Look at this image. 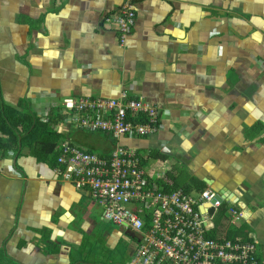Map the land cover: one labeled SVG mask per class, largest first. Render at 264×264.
I'll return each instance as SVG.
<instances>
[{"label":"crops","instance_id":"0c3cea01","mask_svg":"<svg viewBox=\"0 0 264 264\" xmlns=\"http://www.w3.org/2000/svg\"><path fill=\"white\" fill-rule=\"evenodd\" d=\"M123 1L0 0V102L49 114L83 91L148 101L159 112L152 136L100 133L103 140L85 148L77 136L84 130L69 128L61 139L100 156L115 144L166 155L186 183L195 179L236 201L264 263V0H133L134 24L121 46L107 19ZM7 156L0 153L6 257L116 264L112 252L123 242L130 258L128 238L87 191L58 179L26 148Z\"/></svg>","mask_w":264,"mask_h":264},{"label":"built area","instance_id":"2783aa9c","mask_svg":"<svg viewBox=\"0 0 264 264\" xmlns=\"http://www.w3.org/2000/svg\"><path fill=\"white\" fill-rule=\"evenodd\" d=\"M132 1L124 0L107 19L115 24L121 46L135 20ZM35 114L39 121H48V109ZM60 115L62 119L54 126L60 135L74 128L116 138H145L160 129L156 107L124 92L112 99L83 91L76 98L61 100ZM0 137L7 139L6 135ZM56 145L55 176L87 191L101 208L102 217L124 229L132 244L126 264H264L257 255V241L249 235L246 240L212 235L220 215L226 227L246 222L242 209L228 195L211 188L196 196L173 189L168 160L154 159L120 144L107 156L64 139ZM5 156L13 158L10 152Z\"/></svg>","mask_w":264,"mask_h":264},{"label":"trees","instance_id":"16d2710c","mask_svg":"<svg viewBox=\"0 0 264 264\" xmlns=\"http://www.w3.org/2000/svg\"><path fill=\"white\" fill-rule=\"evenodd\" d=\"M59 114L58 111H51L48 114V121L43 123L39 121L38 117L27 103H22L19 107L14 109L6 107L0 102V134L7 136L5 141L0 137V153L4 155L11 151L13 152V156H15V154H19L20 150L26 148L28 149L29 154L37 160H42L51 166H55L56 158L58 156L56 144L57 141L62 138V135L57 134L54 130L57 121L61 120ZM148 155L151 158L159 159L161 161L167 159L166 155L157 152H152ZM177 174L183 175L182 171L177 166L176 168H171L168 173V178L172 181L173 189H182L187 194L192 192L200 193L206 189L203 182L190 179L188 183L192 185L191 187L186 183V180H182L181 177L180 180L182 185L179 186ZM224 210L225 206L222 207L221 211L223 212ZM218 222H221V215ZM217 234H223L225 238L229 240H236L238 238L246 240L247 226L245 224H240L238 226L226 227L223 224L216 223V231H214L212 235L216 236ZM0 257L6 264L14 263L6 257L2 251H0Z\"/></svg>","mask_w":264,"mask_h":264},{"label":"rangeland","instance_id":"374dc122","mask_svg":"<svg viewBox=\"0 0 264 264\" xmlns=\"http://www.w3.org/2000/svg\"><path fill=\"white\" fill-rule=\"evenodd\" d=\"M77 136L85 137L86 138V141L89 142L88 144H86V143L83 144L85 148H94V146L98 142H100V141L103 140V135H101L100 133H97V132H90V131L87 132V131H84L81 134L78 133ZM66 140H68V139H66ZM96 150L97 149L95 148L94 151L97 152ZM177 177H178V185L179 186L182 185V182L180 180V177H181L182 180H186L187 181V178L185 176H183V175L177 174ZM182 177H184V178H182ZM190 194L192 196H196L197 193L196 192H192ZM219 219H220V216L216 218V223L217 224L218 223L223 224L222 223V220H221V222H218ZM112 229L114 231H116L117 233H119V234H121L124 231V229L122 227H117V226H114V225H112ZM125 247H126V250H124ZM128 248H130V247H128ZM125 251H126L127 256L124 255V254H122ZM129 259L130 258H129L128 253H127V246L126 245L124 246V243L122 242V247H120L118 249L117 253H116V251H115V253L112 252V261L113 262H117V263H126L127 261H129ZM0 264H6L5 262L2 261L1 257H0ZM7 264H10V263H7Z\"/></svg>","mask_w":264,"mask_h":264},{"label":"water","instance_id":"95a60500","mask_svg":"<svg viewBox=\"0 0 264 264\" xmlns=\"http://www.w3.org/2000/svg\"><path fill=\"white\" fill-rule=\"evenodd\" d=\"M230 201H233L234 203H236V201H234V200H232V199H231Z\"/></svg>","mask_w":264,"mask_h":264},{"label":"flooded vegetation","instance_id":"af4514ba","mask_svg":"<svg viewBox=\"0 0 264 264\" xmlns=\"http://www.w3.org/2000/svg\"><path fill=\"white\" fill-rule=\"evenodd\" d=\"M129 243H130V245H132L130 241H129Z\"/></svg>","mask_w":264,"mask_h":264}]
</instances>
